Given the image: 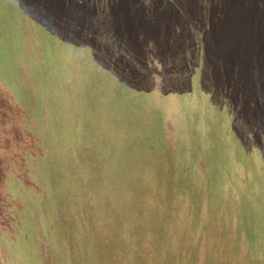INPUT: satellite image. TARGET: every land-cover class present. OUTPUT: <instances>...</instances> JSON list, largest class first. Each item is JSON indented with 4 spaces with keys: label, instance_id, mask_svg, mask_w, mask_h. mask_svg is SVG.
I'll return each mask as SVG.
<instances>
[{
    "label": "rangeland",
    "instance_id": "374dc122",
    "mask_svg": "<svg viewBox=\"0 0 264 264\" xmlns=\"http://www.w3.org/2000/svg\"><path fill=\"white\" fill-rule=\"evenodd\" d=\"M0 264H264V0H0Z\"/></svg>",
    "mask_w": 264,
    "mask_h": 264
}]
</instances>
